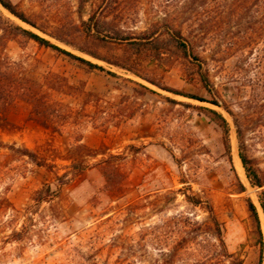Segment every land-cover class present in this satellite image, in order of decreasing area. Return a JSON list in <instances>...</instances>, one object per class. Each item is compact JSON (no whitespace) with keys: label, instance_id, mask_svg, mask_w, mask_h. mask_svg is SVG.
Returning a JSON list of instances; mask_svg holds the SVG:
<instances>
[{"label":"rangeland","instance_id":"374dc122","mask_svg":"<svg viewBox=\"0 0 264 264\" xmlns=\"http://www.w3.org/2000/svg\"><path fill=\"white\" fill-rule=\"evenodd\" d=\"M12 1L44 31L0 6L6 16L119 77L91 70L22 36L8 42L7 56L29 83L74 113L57 129L52 121L48 128L43 126L24 99L12 103L5 114L10 125L0 128V264H169L166 259L176 249L188 264H216L210 259L212 238L206 242L194 229H172L173 217L180 213L196 220L208 216L183 194L172 192L188 186L189 194L212 204L224 225L228 250L239 254L243 264H264V251L259 262V234L247 205L251 198L258 208L264 241V214L258 202L264 187H252L244 168L238 169L236 126L224 107L242 120L246 153L264 174L263 4L255 15L262 31L252 44L233 48L232 31L215 24L203 53L212 82L207 90L187 60L138 56L124 43L94 39L81 23L96 12L103 34L110 36L117 29L138 36L154 24L182 20L185 0ZM55 33L86 52L57 40ZM52 74L67 78L88 95L49 91L43 83ZM182 94L216 100L219 106ZM210 110L220 112L230 124L234 170L223 148L219 119ZM76 135L104 155L87 156L85 171L60 189L53 173L12 149L28 148L54 160L55 171L62 174L69 171L70 161L63 158ZM110 155L119 156L111 163L121 175L107 178L101 163ZM238 179L244 192L239 191ZM45 184L59 193L37 202L35 192Z\"/></svg>","mask_w":264,"mask_h":264},{"label":"trees","instance_id":"16d2710c","mask_svg":"<svg viewBox=\"0 0 264 264\" xmlns=\"http://www.w3.org/2000/svg\"><path fill=\"white\" fill-rule=\"evenodd\" d=\"M105 2H108V0H105ZM261 4L264 6V0H185L182 9V20L178 22H167L163 24V26L154 24L150 30L144 31L138 36L124 34L117 29H113L110 36L103 34L100 27V19L96 12L90 14L88 20H82L81 23L85 31L90 33L94 39L107 41L109 38L113 42L124 43L126 47L135 51L138 56H145L155 61H162L169 57H178L187 60L196 67L199 80L203 87L210 90L212 89V82L209 69L206 66L207 55L204 56L203 53L207 51V44L205 43L214 29L215 24L218 22L222 29L225 27L232 31L231 39L232 45L234 46L233 48L239 49L243 45L252 44L257 34L262 31V25H264V23H262V25L260 22L258 23L255 16L258 12L256 9L260 7ZM0 6L21 22L44 31L37 25L36 21L30 18V16L21 10L12 0H0ZM214 14L217 16H214ZM52 35L64 44L75 47L82 52H86L74 44L73 40H70V38L63 34L55 33ZM20 36L31 39L41 46L50 48L91 70L97 69L105 71L111 76L119 77L116 72L106 70L103 66L59 46L31 29L23 27L6 16L0 9V128L2 129L10 125L5 114L10 105L18 99H24L31 103L32 113L37 116V120H40L41 124L46 128L49 127L51 121L55 129L67 124L74 113L73 108L69 105L51 100L46 91L39 88L35 89L34 85L30 84L27 78L22 74L19 66L9 59L6 54L7 44L9 41L15 40ZM126 69L131 70L132 68ZM51 76H53L52 79L47 78L45 83H43L49 91H55L72 97L79 96L80 94L88 95V93L84 91L81 92L77 90L75 86L68 82L67 78L59 74H52ZM73 90L79 92L74 93ZM182 95L219 106V102L216 100H206L198 96L187 94ZM224 107L231 115L236 126L238 155L245 170L246 177L252 187L263 188L264 174H261L258 168L251 165L253 160L250 159L246 153V134L245 130L242 128V120H240L229 108L226 106ZM210 111L219 119L223 148L228 162L234 170L232 147L229 139L230 124L220 112L216 110ZM244 121L247 120L245 119ZM74 139L75 142L68 150V156H64L63 158L70 161L69 171L62 174L55 171L56 163L54 160L51 162L28 148L12 149L18 151L23 156H27L37 166L43 167L53 173L59 185L58 189H60L62 185L68 184L71 181L73 175L85 171L87 168L85 164L87 156L96 157L99 154L104 155V153H100L97 150L93 151L84 145L81 142L82 138L80 135H76ZM118 157L119 156L116 155H110L102 160L101 164L107 178L109 177L108 175L113 173L121 175L117 165L111 163V159H116ZM238 181L239 191L244 192L246 187L239 179ZM181 183L185 184L186 181L181 180ZM117 187L121 189V182H118ZM188 190H191V186L172 190V192L175 194H183L186 201L206 211L208 216L206 219L196 220L182 213L175 215L173 218L176 220V225L172 227L173 231L181 227L186 233H189L194 229L197 234L199 233L201 237H203L204 241L207 242L209 238H212L213 241L210 243L212 246L210 259L215 260L216 264H243L244 260L239 254L228 250L225 243L224 225L217 217L212 204L208 200H203L199 194H189ZM58 193L59 190L54 191L50 185L45 184L35 192L33 198L41 203L43 201L52 200ZM258 202L264 214L263 189H261L258 194ZM247 205L255 220L256 229L259 234V262H262L264 241L258 208L251 198H247ZM201 246H204V244ZM169 255L170 258L166 259V263L188 264V262L182 258L180 250H173ZM208 259L209 258H206L205 261H208ZM203 264L208 263L203 262Z\"/></svg>","mask_w":264,"mask_h":264},{"label":"bare ground","instance_id":"6f19581e","mask_svg":"<svg viewBox=\"0 0 264 264\" xmlns=\"http://www.w3.org/2000/svg\"><path fill=\"white\" fill-rule=\"evenodd\" d=\"M236 164H237L238 169H242L243 168L242 165H241V160H240L239 155L237 154V152H236Z\"/></svg>","mask_w":264,"mask_h":264}]
</instances>
